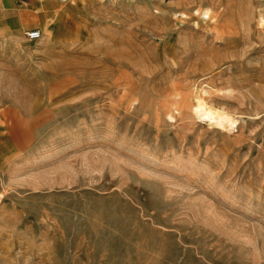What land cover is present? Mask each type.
Masks as SVG:
<instances>
[{
  "label": "rangeland",
  "instance_id": "1",
  "mask_svg": "<svg viewBox=\"0 0 264 264\" xmlns=\"http://www.w3.org/2000/svg\"><path fill=\"white\" fill-rule=\"evenodd\" d=\"M18 20L0 264H264V0H34Z\"/></svg>",
  "mask_w": 264,
  "mask_h": 264
},
{
  "label": "crops",
  "instance_id": "2",
  "mask_svg": "<svg viewBox=\"0 0 264 264\" xmlns=\"http://www.w3.org/2000/svg\"><path fill=\"white\" fill-rule=\"evenodd\" d=\"M33 1L34 0H0V24H12L17 21L27 5L32 4ZM21 23L22 21L20 20L16 22L17 25L15 26L17 27V30L20 28Z\"/></svg>",
  "mask_w": 264,
  "mask_h": 264
},
{
  "label": "bare ground",
  "instance_id": "3",
  "mask_svg": "<svg viewBox=\"0 0 264 264\" xmlns=\"http://www.w3.org/2000/svg\"><path fill=\"white\" fill-rule=\"evenodd\" d=\"M264 22V21H263ZM38 30V29H37ZM39 31V30H38ZM40 33V31H39ZM41 34V33H40ZM218 110V109H217ZM193 112L194 114H196L197 117H205L206 119H210L215 121V123H221L223 124L222 122H225V119L228 116H225V113H219V111L217 112L216 110L210 108V106H205L204 102L202 101L201 98L199 97H196V100H195V103L193 104ZM221 112V111H220ZM224 114V115H223ZM202 119V118H201ZM231 119V118H230ZM232 120V119H231ZM227 121V120H226ZM229 121V120H228ZM211 122V121H210ZM214 123V124H215ZM226 123V122H225ZM213 124V123H212ZM220 124V125H221ZM231 124V122H230ZM224 126V125H223Z\"/></svg>",
  "mask_w": 264,
  "mask_h": 264
},
{
  "label": "built area",
  "instance_id": "4",
  "mask_svg": "<svg viewBox=\"0 0 264 264\" xmlns=\"http://www.w3.org/2000/svg\"><path fill=\"white\" fill-rule=\"evenodd\" d=\"M24 36L28 39H35L39 37V31L35 29H30L24 32Z\"/></svg>",
  "mask_w": 264,
  "mask_h": 264
}]
</instances>
